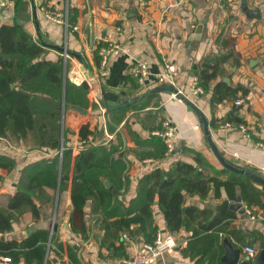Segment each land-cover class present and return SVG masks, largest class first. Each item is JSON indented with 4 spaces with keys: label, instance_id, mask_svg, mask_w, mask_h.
I'll list each match as a JSON object with an SVG mask.
<instances>
[{
    "label": "crops",
    "instance_id": "crops-1",
    "mask_svg": "<svg viewBox=\"0 0 264 264\" xmlns=\"http://www.w3.org/2000/svg\"><path fill=\"white\" fill-rule=\"evenodd\" d=\"M1 1H9L11 4L0 8V26L13 24L17 19L23 22L35 38L52 45L47 58L58 60L63 57L65 76L69 70L70 80L80 82L83 79L82 84L87 89L90 100L87 113L78 111L77 107L70 109L66 117L63 116L64 127L66 120L70 131L62 142L60 155L62 157L65 149L73 151L71 178L74 161L83 149V142L105 145L115 141L118 136H121L123 142L120 155L127 163L124 174L129 176L128 187L121 195L126 205L136 197L139 179L144 174L157 167L168 170L177 160L195 163L190 149L204 154L213 167L208 169V173L222 180L230 178L232 172L222 171L223 165L211 149L200 113L183 97L191 100L205 115L212 139L226 160L240 167L258 169L264 175V148L260 145L264 144V0H148L144 8L139 6L138 0H25L27 6L20 9L18 16L14 0ZM42 8L58 12L68 24L49 19ZM256 9L259 11L258 15L250 14ZM200 22H204L202 38L199 46L189 52L187 41ZM100 42L104 45L116 44L108 54L105 65L101 64V59L95 53ZM230 48L234 55L221 65V72L205 91L199 84L195 70L201 69L205 60L216 61L222 58ZM77 55L86 60L88 67ZM137 61L145 62L150 68L144 84H140L130 73L131 66ZM167 63H173L178 69L174 78L175 90L159 91L149 98L148 105L144 108L138 106L127 112L123 111L125 106L119 109L109 108V105L124 104L127 100L131 101L129 105L147 101V92L167 86L169 82H159V75L166 71ZM196 79L202 92L194 91ZM88 81L92 83L93 92ZM220 81L231 87L242 85L248 88L249 102L245 103V98L239 92L237 100H244L241 105H237V100L234 101L232 97L212 103L214 88ZM94 83L117 93L119 101L105 100L101 91L95 89ZM178 89L182 90L183 95H174ZM130 119L131 125H127L136 133L135 136H131L127 130L126 123ZM166 120L175 124L178 130L179 145L172 155L165 154V141L156 134L163 130ZM87 121L91 122L93 130L98 125L100 132L97 136L90 135L87 140L80 141V128ZM241 124L246 127L245 130L240 127ZM136 137H139L140 142ZM0 153L9 154L17 161L16 167L11 171L0 168L1 206H7L8 196L20 188L25 166L55 155L54 152L48 153L17 144L3 137H0ZM61 171L62 161L59 165V172ZM256 183L259 184L258 187H264ZM236 191L242 197L239 185L236 186ZM184 197L185 207L193 206L207 211L206 220L209 221L219 213H235V217L225 219L224 222L230 221V224L227 231L219 237L223 247L222 256L225 254L223 239L228 236L236 247L249 245L258 249L259 252L254 257L241 253L240 261L248 259L255 264L259 253L264 249L263 206L249 205L242 197L246 208L244 214L222 208L221 205L226 200L230 203L237 201L229 197L224 186L220 187L218 196L212 185L206 195L185 192ZM34 201L41 209V218L34 221L31 211L24 212L15 220L12 231L0 232V240L22 241L37 229L50 230V239L56 233L63 249L59 250L53 245L45 264L49 260L52 264H77L75 259L78 264H128L126 261L133 260L147 244L138 235L141 231L136 227V237L126 231L120 240H116V244L124 241L125 249L113 255L112 251L101 245L105 230L96 219L89 220V238L84 239L74 233L70 228V216L74 209L71 182L62 194L59 189L56 194L48 188L36 190ZM91 207V202H88L85 208L87 218ZM153 209L159 230L167 231L165 218L158 204ZM248 211L255 218L250 217ZM53 222L58 224L56 231H52ZM199 227L198 222H193L190 228L185 226L177 231V245L152 264H210L208 259L202 261V251L210 248L213 231H201V234L195 235L194 231ZM125 233L130 235L129 239L123 238ZM113 239L114 236H110L107 243ZM191 240L193 244L191 250H188ZM216 251L218 241L213 240V253ZM6 257L0 256V264H12L11 260H5ZM18 264L26 263L21 261Z\"/></svg>",
    "mask_w": 264,
    "mask_h": 264
},
{
    "label": "trees",
    "instance_id": "trees-1",
    "mask_svg": "<svg viewBox=\"0 0 264 264\" xmlns=\"http://www.w3.org/2000/svg\"><path fill=\"white\" fill-rule=\"evenodd\" d=\"M14 1L18 16L20 9L26 8V1ZM103 45L100 42L95 52L99 60V48ZM0 46V137L55 153L52 158L44 157L25 166L20 188L8 196L7 206L0 205L1 233L12 231L15 220L26 211L32 212L34 221L41 218V209L34 201L36 190L48 188L56 194L59 189L62 194L71 182V198L74 205L70 216L71 230L87 239L89 220L96 219L99 226L105 230L101 245L112 251L113 255L125 249L124 241L116 244V240H120L126 231L136 237V227L140 229L138 235L143 237L145 243L154 242L159 226L153 207L158 204L164 215L167 230L180 231L185 226L188 229L193 222H198L200 227L194 231L195 235L201 234V231H213V240L218 241V251L213 253V240L210 241V248L202 251V261L208 259L210 264H224L221 261L223 247L219 237L229 227L230 221L224 222L225 219L235 217V213L228 214L229 216L219 213L211 221L206 220L207 211L184 206L185 192L206 195L213 185L218 196L220 187L224 186L229 197L235 200L238 196L236 186L239 185L242 197L249 205L264 207V187H258L259 184L249 176L225 167L222 171L232 172L231 177L226 180L208 173V169L213 167L204 154L190 149L194 154L195 163L177 160L168 170L157 167L144 174L139 179L136 197L126 205L121 195L128 187L129 176L124 174L127 163L120 155L123 143L121 136L105 145L83 142V149L74 161L71 178L73 151L65 149L62 157L60 155L62 142L70 131L66 120L63 131L62 122L63 116L66 117L70 109H89L90 100L86 87L72 82L68 76L69 70L65 76L64 58H47L49 47L52 45L35 38L18 19L13 24L0 26ZM233 55L234 51L230 48L222 58L216 61L205 60L201 69L195 70L199 84L205 91L221 72V65ZM239 92L242 98H245V103H248V88L242 85L231 87L220 81L214 88L212 103H219L229 97L236 101ZM157 93L147 92V101L132 103L125 106L123 111L127 112L138 106L146 107L149 98ZM127 130L131 136L136 135L130 126ZM99 132L98 125L93 130L91 122L87 121L80 128L79 139L85 141L90 135L97 136ZM136 138L140 142L139 137ZM61 161L62 171L59 172ZM16 165L17 161L13 156L0 153V168L11 171ZM218 173L221 171L218 170ZM106 179L110 181V186L105 184ZM113 189L117 191L116 195ZM88 202L92 204L89 218L85 210ZM113 218L115 219L110 221ZM50 235L48 229H37L22 241L0 240V256L6 255L12 264L21 261L26 264H45L46 256L49 250H53V245L59 250L63 249L56 233L51 239ZM110 236H114V239L107 243ZM192 244V240L189 241L188 250H191ZM75 263L78 264L77 259ZM47 264L52 263L49 260ZM248 264H252V261L248 260Z\"/></svg>",
    "mask_w": 264,
    "mask_h": 264
},
{
    "label": "built area",
    "instance_id": "built-area-1",
    "mask_svg": "<svg viewBox=\"0 0 264 264\" xmlns=\"http://www.w3.org/2000/svg\"><path fill=\"white\" fill-rule=\"evenodd\" d=\"M10 4H11V2H9V1L3 2L0 0V8L4 7V6H8ZM138 4L140 7L144 8L148 4V0H138ZM42 9L45 11V15L49 19L54 20L56 22L65 23L66 25L68 24L67 20H64L63 17L58 12H55V11H52V10H49L46 8H42ZM114 47H116V44L110 43L108 45H103L99 48V55L101 57V64L102 65H105L107 63L108 54L113 50ZM130 73L132 76H134L137 79V81L140 84H144L145 79L150 74V68L145 62L137 61L131 66ZM177 74H178L177 67L173 63H167L166 64V71L159 75V82H161L162 84L169 82L168 85L173 86V85H175L174 84V78L177 76ZM71 79L73 80V78H71ZM73 81L78 85H81L83 83V79L80 82H77L75 80H73ZM88 84H89V88L93 92L94 88L92 86V83L90 81H88ZM194 91L196 93L203 91L202 88L200 86H198L197 79L195 82ZM174 95H183V92H182V90L178 89ZM243 102H244V100L240 98L236 101V104L241 105ZM197 127H200V125H198ZM240 127L243 130L246 129V127L242 124L240 125ZM177 132H178L177 126L168 120H166L163 123V130L156 132V134L161 136L165 141V144H166L165 154L166 155H172L173 152L177 149V147L179 145V143L177 141ZM260 145L264 148L263 143H261ZM247 213L250 215V217L255 218V216L250 211H248ZM123 238L129 239L130 235L128 233H125L123 235ZM177 241H178V232L177 231L158 230L154 242L145 244L143 249L134 257L133 260H127L126 262L128 264H131V263L152 264V263L162 259L164 254L168 250L174 248L177 245ZM241 250H242V252L246 253L250 257L256 256L259 252L258 249H256L253 246H249V245L244 246L243 248H241ZM5 260H11V259L9 257H6Z\"/></svg>",
    "mask_w": 264,
    "mask_h": 264
},
{
    "label": "water",
    "instance_id": "water-1",
    "mask_svg": "<svg viewBox=\"0 0 264 264\" xmlns=\"http://www.w3.org/2000/svg\"><path fill=\"white\" fill-rule=\"evenodd\" d=\"M250 14L252 15H258L259 11L256 10H252L250 12ZM203 24L204 22H200L199 25L197 26L196 30L193 32V34L190 35L189 40L187 41V46L189 47V52L193 49H196L199 46L200 40L202 38V33H203ZM1 48V46H0ZM77 57L80 59V61L88 67V64L86 62V60L81 56V55H77ZM94 87L97 90L101 91V94L103 96V98L105 100H111L114 102H118L119 101V95L105 87H99L96 83H94ZM176 88L172 85H167V86H161L158 87L156 89H154L153 91L155 92H159V91H164V90H175ZM183 99L190 105L192 106L194 109H196L204 122V128H205V133H206V137L210 143L211 149L213 150V153L215 154L216 158L219 160V162L223 165V167L228 168L230 170L242 173L246 176H249L250 178H252L254 181L264 185V175L258 170V169H252V168H244V167H240L237 166L236 164H233L232 162H229L228 160L225 159V157L223 156V154L220 152V150L218 149L217 145L215 144V142L212 139L211 136V132L209 129V124H208V120L206 119L205 115L200 111V109L189 99L183 97ZM131 103L130 100H127L124 104H115V105H109L110 109H119L122 108L126 105H129ZM78 111L82 112V113H87V110L82 109V108H77ZM62 129L64 130V121H63V127ZM106 185L110 186V182L107 180L106 181ZM113 193L114 195L117 194V191L113 189ZM222 208L225 209H233L241 214L245 213V206H243L242 203V197L238 196L237 201L230 203L228 200L224 201L223 204L221 205ZM58 229V224L53 222L52 223V231H56ZM223 246L225 248V254L222 256V261L227 263V264H248V259L242 260L241 259V253L242 250L240 247H236L235 244L233 243V241L228 237H224L223 239ZM77 248V246H76ZM255 264H264V249L261 250V252L259 253V256L257 257Z\"/></svg>",
    "mask_w": 264,
    "mask_h": 264
},
{
    "label": "rangeland",
    "instance_id": "rangeland-1",
    "mask_svg": "<svg viewBox=\"0 0 264 264\" xmlns=\"http://www.w3.org/2000/svg\"><path fill=\"white\" fill-rule=\"evenodd\" d=\"M130 122H131V119L127 121L126 125H127V124H130ZM130 125H131V124H130ZM127 127H129V125H127Z\"/></svg>",
    "mask_w": 264,
    "mask_h": 264
}]
</instances>
